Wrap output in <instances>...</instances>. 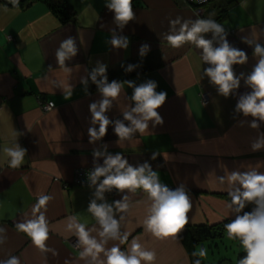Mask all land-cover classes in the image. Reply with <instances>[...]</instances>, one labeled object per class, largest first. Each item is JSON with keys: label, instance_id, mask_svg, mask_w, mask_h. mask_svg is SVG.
<instances>
[{"label": "crops", "instance_id": "crops-1", "mask_svg": "<svg viewBox=\"0 0 264 264\" xmlns=\"http://www.w3.org/2000/svg\"><path fill=\"white\" fill-rule=\"evenodd\" d=\"M63 1L70 8L66 22L41 1L23 7L0 2V227L6 229L7 236L6 243L0 245V260L14 255L21 264H85L80 258L82 248L75 247L78 238L67 229V223L68 217L75 216L88 228L99 227L87 211L94 189L76 183L74 176L76 170L94 166L92 151L100 143L90 144L87 135L88 106L99 99V94L90 80L91 95L80 83V77L87 74L85 69L90 71L97 61L108 65V78L122 69V63L139 64L133 71L139 74L126 80L139 84L153 79L158 82L157 91L167 92L165 104L158 109L163 124L153 128L149 122L143 135L136 133L132 141H124L120 147L109 126L103 138L108 151L121 152L132 165L147 161L169 188L183 184L192 203L186 225L216 226L233 219L226 208L230 202L227 183H221L219 178L226 171L245 170L248 165L264 161V150H251L252 141L264 132V123L260 129L247 123L240 125V120L250 121L252 117L233 112L238 95L225 99L209 84L203 76L208 65L194 45L179 59L163 65V50L169 45L164 37L171 30L170 21L177 17L216 19L225 9L220 24L229 32L227 39L249 57L247 64L234 66L235 71L248 73L256 58L241 37L255 36L264 44V0H209L201 12L188 0H132L135 19L122 32L117 29L129 38L126 50L114 49L107 43L116 25L114 14L105 7L106 0ZM207 35L210 38L211 34ZM69 36L76 39L79 52L61 67L55 53ZM145 43L150 45V51L141 58L139 48ZM65 85L73 86L67 99L63 94ZM246 91L250 89L242 81L238 94ZM131 94L132 89L125 84L107 113L110 119L123 118L122 112L132 104ZM49 101L54 108L43 111L41 105ZM16 142L27 153L23 164L13 169L7 164L3 148ZM153 152L160 154L155 160L151 159ZM259 170L264 172V166ZM41 195L53 197L41 209L49 224L46 246L52 251L46 252H41L16 228L17 223L32 218ZM105 197L112 203L121 199V194L106 193ZM130 197L127 212H116L117 218L125 217L121 231L129 233L121 249L126 251L132 239H137L146 249L156 252L154 264H192L193 250L178 235L157 239L145 231L146 194L137 190ZM225 242L215 240L212 245L219 248ZM113 244L119 241H109L107 247ZM204 248L203 244L196 245L194 252ZM210 248V255L198 256L205 264L222 258L214 257Z\"/></svg>", "mask_w": 264, "mask_h": 264}, {"label": "clouds", "instance_id": "clouds-1", "mask_svg": "<svg viewBox=\"0 0 264 264\" xmlns=\"http://www.w3.org/2000/svg\"><path fill=\"white\" fill-rule=\"evenodd\" d=\"M18 5L19 0H11ZM105 7L114 14L115 29L111 30L109 43L114 49H127L129 38L120 34L129 22L135 19L136 13L132 7V0H106ZM171 30L164 39L174 48L182 47L186 43L194 45L201 50V58L208 67L204 68L203 76L208 78L209 84L216 89L219 96L225 99L237 96L233 112L243 117H252L250 121L240 120L253 129H260L264 123V44L258 38L243 36L241 42L253 49L256 63L250 72L236 73L234 66L248 63V54L227 39L229 32L214 19H176L170 21ZM178 26V27H177ZM120 30V32L117 31ZM211 34L210 38L207 34ZM150 51L149 44H142L139 56L144 58ZM79 48L76 39L69 36L61 41L56 50L55 57L61 67L65 62L77 56ZM125 73L135 71L139 64L122 63ZM66 71H72L66 68ZM79 70V66H77ZM108 65L97 61L95 67L80 77V83L88 92L89 80L96 86L99 99L88 106L90 112L89 127L87 129L88 142L97 144L92 151L93 169L88 173L87 179L90 188H93L92 199L87 211L96 220L97 227L88 228L84 223L78 222L75 216L68 217L67 229L74 231L78 238L77 246L82 248L80 258L85 264H154L156 252L146 249L137 239H132L128 249L122 250L120 245L128 241L129 233L121 231V221L124 215L116 216V212L125 213L130 207V194L142 190L147 196V214L143 221L146 232L157 239L176 237L188 223V213L192 208L191 198L183 184L175 189L162 183L157 171H154L147 161L132 165L121 153L108 151V144L103 142L109 126L112 127L117 140V146L124 141H132L136 133L143 135L149 129V122L154 128L163 124L160 109L167 100L166 91H157L158 82L147 79L137 84L135 80L109 81ZM250 91L238 94L241 82ZM132 89L129 99L132 104L122 112V119H110L107 113L112 109L114 101L122 94L124 85ZM73 86L65 85L63 94L67 99L72 95ZM127 122V123H126ZM20 133H17L19 135ZM253 152L264 150V132H259L251 143ZM7 164L10 168H18L24 162L27 149L18 142L3 148ZM160 155L153 152L151 159ZM102 159V163L99 161ZM167 161V156H164ZM264 161L257 162L255 166L248 165L245 170L226 171L220 177L221 183H227V194L231 198L226 204L230 214L234 215L229 223L224 225L230 239L239 240L246 253L239 259L238 264H264V172L260 167ZM115 190L121 194V199L109 203L105 194ZM53 199L50 195L39 196L33 207V216L16 224L18 231L25 233L32 244L41 252L52 251L46 246L49 239V224L42 208H45ZM254 207L251 211H244L247 205ZM6 229L0 227V245L6 243ZM93 233H96L93 235ZM109 241H119L107 247ZM206 252L200 249L193 252V256L204 257ZM0 264H21L17 256L10 255L0 260ZM65 264H68L66 261ZM194 264H201L196 259Z\"/></svg>", "mask_w": 264, "mask_h": 264}, {"label": "trees", "instance_id": "trees-1", "mask_svg": "<svg viewBox=\"0 0 264 264\" xmlns=\"http://www.w3.org/2000/svg\"><path fill=\"white\" fill-rule=\"evenodd\" d=\"M33 1H41L45 3L53 12L54 14L60 18L62 22H66L70 19L69 10L70 8L67 6V4L63 0H19V4L15 6H27L30 2ZM0 2H3L6 5H13L11 0H0ZM14 6V5H13ZM225 17V9H222L219 13V16L214 19L218 23L222 22V20ZM137 46L136 41L133 42L132 49L135 50ZM193 46L190 43L184 44L182 47L174 48L171 45H167L165 49L163 50V57H162V64H168L171 63L177 59H179L183 54L191 47ZM139 72H131V73H125L124 69L117 71L115 74L113 73V76L109 78V81L115 79L118 81H123L128 78L134 77L138 75ZM96 87V86H95ZM227 199L230 201V197L227 195ZM254 205L249 204L244 209V211H251ZM231 220H227L221 224H218L216 226H207V225H196V226H188L185 225L184 229L178 234V236L182 239L183 243L186 245L189 250H193L196 245H201L206 241L211 240L212 242L215 240L222 241L223 238L227 235V232L225 230L224 225L226 223H229ZM215 243V242H214ZM246 253H241L237 257V263L240 258H242ZM196 259H199L198 256H193L192 254V264H194V261ZM201 264H205L201 259ZM212 264V263H211ZM213 264H231L230 260L226 257L220 258L218 261H216Z\"/></svg>", "mask_w": 264, "mask_h": 264}, {"label": "rangeland", "instance_id": "rangeland-1", "mask_svg": "<svg viewBox=\"0 0 264 264\" xmlns=\"http://www.w3.org/2000/svg\"><path fill=\"white\" fill-rule=\"evenodd\" d=\"M224 240L227 241V243L225 242V244L222 245L220 244L219 246L220 249L213 246L212 245L213 242L211 240L206 241L203 243V245L205 246L204 250L207 254L210 255L211 253L210 247L212 246V251H213L212 254L214 255V257H227L232 262V264H236L238 255L245 252L242 246L240 245L239 240L230 239L228 235H226L223 238V241ZM75 247H77V243L75 244Z\"/></svg>", "mask_w": 264, "mask_h": 264}, {"label": "built area", "instance_id": "built-area-1", "mask_svg": "<svg viewBox=\"0 0 264 264\" xmlns=\"http://www.w3.org/2000/svg\"><path fill=\"white\" fill-rule=\"evenodd\" d=\"M188 2L190 4L194 5V7L196 8L197 12H201L203 6H205L209 2V0H188ZM202 100H203V102L206 101L205 95L202 96ZM41 108L43 109V111H50L52 108H54V103L51 102V101L46 102L45 104L41 105ZM92 169H93V166L86 167V168H80V169L76 170L75 174H74L75 182L79 183V184H83V185H89L87 176H88V173ZM116 193L117 192L115 190H113L109 194H116Z\"/></svg>", "mask_w": 264, "mask_h": 264}]
</instances>
